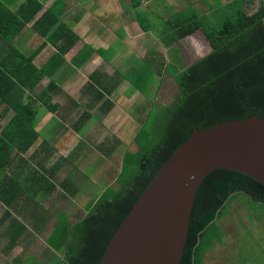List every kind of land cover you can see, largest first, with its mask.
Masks as SVG:
<instances>
[{"label":"trees","instance_id":"1","mask_svg":"<svg viewBox=\"0 0 264 264\" xmlns=\"http://www.w3.org/2000/svg\"><path fill=\"white\" fill-rule=\"evenodd\" d=\"M59 3L60 0L53 1L38 14L43 6L38 0H0V118L13 111L0 134V169L6 168L14 151H25L37 137L32 105L36 102L48 105L55 84L50 80L34 97L32 91L43 77H51L78 39L60 19ZM241 3H233L230 15L217 27L192 14L173 23L171 33L164 39L166 45L176 44L201 30L210 51L187 66L179 63L173 73L178 92L163 109V115L167 116L164 132L148 152L143 153L138 147L136 154H141L131 174L122 167L116 181L118 187L105 189L88 204L87 214L78 222L70 224L63 218L55 222L46 237L56 251L49 257L54 258L50 264H99L108 241L133 203L163 162L195 128L205 129L254 114L264 118V7L247 14ZM31 21V29L55 48L40 67L13 44ZM93 52L85 44L71 62L80 66ZM132 84L143 91L137 82ZM97 86L101 96L110 94V90L100 91V83ZM131 155L124 153L122 165ZM236 193L264 205V185L248 175L218 168L203 178L194 198L179 264H204V256L216 242L222 241L223 232L214 219Z\"/></svg>","mask_w":264,"mask_h":264},{"label":"crops","instance_id":"2","mask_svg":"<svg viewBox=\"0 0 264 264\" xmlns=\"http://www.w3.org/2000/svg\"><path fill=\"white\" fill-rule=\"evenodd\" d=\"M38 1L42 3L43 10L52 3L48 4L47 0ZM69 1H71V7H67L65 0H60V3H62L60 17L78 36L73 45L75 48L69 49L63 56L64 61L51 77L41 79L32 91L34 97L50 80L55 84L50 92L51 100L48 105H42L45 107V111H42L38 120L36 119L37 110L35 111L33 124L38 134L37 137L25 151L18 153L14 151L6 168L0 169V264H38L35 263L39 260L35 252L37 250L35 246L38 242L37 237L44 234L46 238L53 229L57 221L55 215L64 206L59 200L67 201L65 200L66 197L68 199L70 196L78 195V180L70 179L71 177L66 173L69 167L72 166L71 163L69 164L68 158L74 156L77 142L82 139L77 133L85 122V120H79V116H85L84 107H90L91 109L88 117L92 115L101 116L102 123H107L114 116H117L115 113L116 107L130 103L139 94L138 89H135L128 98H125L127 102H123L121 105L114 101L112 97L114 91L116 93L120 92L119 88L121 87H124L121 92L125 93L127 91L129 82L126 83V79L129 73L126 70L133 67L131 63L134 60H152L149 62L152 65L155 63L154 66H158L156 67L158 74L161 72L158 69L168 67V57H165V55L160 56L158 53L163 49L161 47L164 41H162V37L169 34L168 31L171 30L177 19L190 14L197 15L203 22L216 20L217 17L224 19L230 15L233 3L236 1L242 2V7L247 14H252L260 7H264V0ZM142 8L145 12L144 16L139 14ZM65 15L66 18L72 16L70 22L64 20ZM151 18L158 20V24L154 25L152 23L156 20L149 23ZM120 19L124 39L121 44L114 47L111 36L117 35ZM69 23H72V26ZM156 27L162 30L156 31L154 29ZM31 31L28 35L20 32L13 40V44L22 54L31 56L32 63L40 67L52 55L55 48L50 43L44 42L45 39L37 32L32 29ZM28 36L32 39L36 37V40L39 37L42 39L34 49H30L31 45L27 44ZM126 38L129 40H126ZM205 41L202 31L197 30L181 38L176 44L166 45V48L176 46L175 51H172L174 52L172 58H170L174 70L172 72L165 70L166 75L161 73L158 77L160 79H164V77L174 79L173 73L177 71L180 62H184L187 66L207 54L210 51V46L208 44L206 47ZM85 44L93 48L94 52L83 64L76 66L71 62V59ZM154 47L156 48L153 50ZM205 49L206 52L201 53V50ZM48 52L51 53L48 54ZM149 52H154L151 54V58L147 56ZM44 53L49 56H43ZM89 82L96 85V87L90 85ZM97 83H100L104 89L99 87L100 91L104 93V91L110 90V94L105 93L104 96H101L96 90L98 88ZM40 103L36 102V104ZM122 110L124 112V109L120 108L121 112ZM11 111H8L3 117H7ZM3 117L1 119H4ZM54 119L67 121L71 128L65 129L66 133L59 136V139L63 141V145H58V141L51 145L48 144L51 139H41V132L45 129L47 133L56 132L58 127L61 130L60 126L56 128V126L50 125ZM5 124L0 125V134ZM104 127L105 125L102 128ZM97 128H101V126L99 125ZM89 132L92 137H88L91 138L92 145H94L92 155L95 156L94 152H99V156H106V153L99 149L111 148L112 137L102 135V131L98 129ZM86 139L88 140L87 137ZM15 145H19V143ZM117 177L116 173L109 176L108 187H112L111 183L117 181ZM57 186L62 187L63 191H58ZM233 197L229 198L231 202L227 203V207L224 205L214 219L215 224L221 228L223 235L231 232L237 223L236 218H238L237 215L241 208L239 203H236L239 200H231ZM47 198L50 202H54L51 207L46 206ZM84 212L82 218L87 214L88 209L86 208ZM69 222L70 224L74 223ZM49 225L50 229L48 230ZM46 244L50 248L48 252L51 253L49 252L45 256V261L56 253L47 242ZM209 252L207 254L212 256L211 261L213 264H218V261L222 260V255L216 257V255ZM30 256L34 259L33 263L29 262ZM205 256L204 264L208 261H205ZM44 262L42 261V263Z\"/></svg>","mask_w":264,"mask_h":264},{"label":"rangeland","instance_id":"3","mask_svg":"<svg viewBox=\"0 0 264 264\" xmlns=\"http://www.w3.org/2000/svg\"><path fill=\"white\" fill-rule=\"evenodd\" d=\"M53 1L54 0H47V3L50 4ZM65 2L67 3V7H71V1L65 0ZM61 6L62 3H59L60 8ZM42 10L43 8L38 13L42 12ZM139 14L142 16L145 15L143 8L140 10ZM71 15L67 18L65 15L64 20L66 19V22L68 20V22H70L72 18ZM60 19L63 20L61 17ZM215 19L216 20L210 22L204 21L203 23L207 25H214L215 27L222 24L223 18L217 17ZM153 20L156 19L151 18L149 23ZM157 21L158 20L152 23L157 25ZM31 23L32 21L27 23V25L20 32L22 34L26 33V35L31 33V27H29ZM69 24L72 26V23ZM154 29L156 31L162 30L158 27ZM168 32L170 34V31ZM123 36L124 31H122V21L120 19V24L117 27V35L111 36L114 47L117 44L122 43L124 39ZM166 36L162 37V41L166 38ZM28 38L27 44L29 43V45H31L30 49H34L42 39L39 37L36 40V37H33V40L29 36ZM43 38L45 39V37ZM126 40L129 39L126 38ZM162 44L163 45H161V47L163 49L158 54L160 56L165 55V57H168L167 59L169 64L167 68L162 67V69H158L161 70L160 74L165 73V70H170L171 72L174 70L171 65L172 61L170 58H172L171 56L174 53L172 51H175L176 47H170L172 49L166 48L164 41ZM205 44L207 47L208 42L205 41ZM73 45L69 49L75 48ZM19 46L21 47L20 44ZM155 48L156 47L152 49L154 50ZM204 52H206V49L201 50V53ZM50 53L51 52H48V54ZM152 53L154 52H149L147 55L148 58H151ZM48 54L44 53L43 56H49ZM149 61L152 60H134L131 63L133 67L126 70V72L129 73L126 83L129 82L130 84H127V91H125V93L121 92L124 87L119 88L121 93H116V91H114L115 93L112 96L114 101H117L119 105L123 104V102H127L125 101V98H128V96L135 90L132 81L141 85L143 91L138 90L139 94H137V96H135L130 103L128 102L121 107L117 106L115 111L117 116H114L112 120L107 123H102L101 116L92 115L91 117H88V114L91 113L90 107L83 108L85 116H79V120H85V122L81 125L80 130L77 133V135L82 139L77 142V147L74 150V156L72 158H68L69 164L71 163L72 166L69 167L67 173L64 172L71 177L70 179L78 180L79 193H77L78 195L70 196L68 199L66 197L65 200L68 202L59 200V202L64 206L62 207L61 211L55 215L57 221L63 218L68 222L71 221L75 223V221L81 219L85 213L84 210L87 208L88 203L93 202L97 196L100 194L102 195L103 191L108 188L109 176L115 173L119 176L122 167L130 175L133 170L132 168H134L136 164L135 162L137 157H139L141 154L140 152L136 154L138 147L142 148L143 153L148 152L161 138L167 122V116L163 115V109L165 108V105H167L174 98L178 90L173 79H167V77L160 79L158 77L160 74H158L156 68L158 66H154L155 63L152 65V63ZM32 107L35 109V111L37 110L36 119L38 120L41 117L42 111H45V107L42 106L41 103H33ZM120 108L124 109V112L123 110L121 112ZM11 113H13V111H11ZM11 113L7 117H3L4 119L0 118V125L6 123L8 118L11 117ZM50 125H53V127L56 126V128L57 126H60L61 130H59L58 127V129L55 128L57 130L56 132L52 131V133H47L45 129L41 132V139H51V141L48 142V144L51 145H54L56 141H58V145H63V141L59 139V136L66 133L65 129H71L69 123L67 121L64 122L63 120L60 121L54 119ZM99 125L101 128H97ZM103 125H105L104 128H102ZM93 129L101 130L102 135H110L112 137L113 142L110 143L112 145L110 146L111 148L106 147L99 149L103 153H106V156L108 157L105 155L99 156V152H94L95 156L92 155V148H94V145H92L93 142H91V138H89L92 137L89 131ZM124 152H128L133 155L128 156L124 165H122V155ZM127 173H124L126 177L129 176ZM111 184L113 188L118 187V183L116 181ZM56 188L58 191H63L62 187L60 186H57ZM232 199L239 200L236 201V203H239V206L241 207L237 215L238 218H236L237 223L232 228L230 233H225L224 235L220 233L222 241L216 242L214 247L209 250V253L216 255V257L221 255L223 256L222 260L218 261V264H264V205L249 201L243 193H236L234 197L231 198V200ZM230 202L231 201H228V203ZM53 203L54 202H50L48 199L46 206L49 205L51 207ZM50 225L47 227L48 230L50 229ZM37 241L38 242L35 245L37 250L35 252L37 257H39V260L35 261V263L42 264V261H45V256L50 252H48V249L50 248L46 244L47 240L44 237V234L39 235L37 237ZM211 257L212 256L208 254L205 256V261L208 260L206 264H213ZM29 262H34L32 256H30ZM45 262L46 263L44 264L54 263V258H48V260Z\"/></svg>","mask_w":264,"mask_h":264},{"label":"water","instance_id":"4","mask_svg":"<svg viewBox=\"0 0 264 264\" xmlns=\"http://www.w3.org/2000/svg\"><path fill=\"white\" fill-rule=\"evenodd\" d=\"M218 168L264 185V118L254 114L195 128L133 203L99 264H179L197 189Z\"/></svg>","mask_w":264,"mask_h":264}]
</instances>
